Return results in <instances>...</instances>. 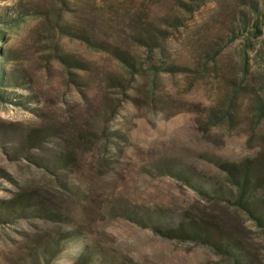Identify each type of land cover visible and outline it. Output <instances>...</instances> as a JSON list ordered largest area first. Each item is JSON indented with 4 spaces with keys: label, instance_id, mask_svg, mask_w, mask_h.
Masks as SVG:
<instances>
[{
    "label": "rangeland",
    "instance_id": "rangeland-1",
    "mask_svg": "<svg viewBox=\"0 0 264 264\" xmlns=\"http://www.w3.org/2000/svg\"><path fill=\"white\" fill-rule=\"evenodd\" d=\"M158 1L151 0L146 19L167 29L168 38L150 52L131 39L133 25L117 33L104 0H0V12L6 8L10 17L0 24V48L13 54L5 66L25 76L22 88L8 90L17 100L31 97L25 105L0 101V205L13 201L17 211L23 199L22 211L0 221V264H72L83 241L56 250L54 240L73 228L105 264H234L211 247L137 222L155 209L165 218L161 227L213 218L252 264H264L262 230L218 184L226 178L221 163L252 159L264 168V0H185L195 10L172 12L175 28L163 24L171 4ZM83 33L117 43L143 68L130 75ZM161 61L178 70L157 68ZM32 129L53 136L20 152ZM65 147L75 152L61 174L36 161ZM57 177L85 193H70ZM46 209L66 222L33 212Z\"/></svg>",
    "mask_w": 264,
    "mask_h": 264
},
{
    "label": "trees",
    "instance_id": "trees-1",
    "mask_svg": "<svg viewBox=\"0 0 264 264\" xmlns=\"http://www.w3.org/2000/svg\"><path fill=\"white\" fill-rule=\"evenodd\" d=\"M130 1L134 4V7H132ZM158 2H161V0ZM163 3L165 5L164 8H166L168 4H171L170 7L166 8L168 9L167 11L170 12V15L166 14L163 19V24L171 26L172 28L176 27L178 21V16L172 12L181 9L192 14L195 10V7L188 5L185 0H175L171 3L164 0ZM104 5L106 6V9H109V19L112 20V17H114L115 21L113 24H119L116 29L117 33L123 32L124 28L120 27L121 25H133L135 27V33L130 37L136 45L146 47L150 52H153L155 47L164 45L165 40L168 38L164 35V33L167 32V29H162L160 28V25L150 23L146 19V11L151 5V0H125L118 4H112L108 0H104ZM4 9L0 12V24H7L10 19L6 8ZM169 16L172 18L171 21H169ZM19 17L20 16L16 18L18 19ZM108 24L110 26V23ZM4 34L5 31L0 28V42L4 38ZM81 38L85 40L90 47L97 50H106L121 60L127 67L126 70L130 75L136 73L139 74L143 68V64H139L135 57L127 53V51L123 50L113 41L93 39L85 33L81 35ZM11 56H13L12 51L0 48V101L4 103L11 102L14 104L25 105L26 101L31 97L25 96V101L17 100L19 95L15 93L16 91L8 90V88L20 87L22 82H20L19 79L25 80L24 73L21 69L12 67L8 68L5 66ZM59 59L64 62L68 68L77 67L75 64L78 63L71 60V58L66 55H59ZM161 62V65H157V68L158 66H160L159 68H162L161 66L165 65L170 72L178 70V67L173 63ZM144 63L149 64L148 66L150 70H153L155 67L154 64L147 63V61ZM68 74L71 75V72ZM107 79L110 82H120L118 77H107ZM69 80L74 79L69 78ZM50 130L51 129L39 131L34 129H32V131L29 130L26 137L22 138L25 140V143H22L20 152H24L29 148L39 149L44 141L53 136L50 134ZM74 152L75 151L71 148L65 147V151H54L51 154L52 156L36 159V161L39 163L40 160L39 164L42 165L43 168L50 170L57 175V173L61 174L63 171L69 170L71 161L73 160L72 154ZM219 166L222 171H225L226 178L218 184L228 191L230 197L233 199V204L252 220L264 234V168L255 166L252 159H246L240 164L234 162L221 163ZM56 179V182L61 187L74 195L81 196V193H85V191L81 189V186H75L77 188V190H75L74 184H70L60 177H57ZM197 187L202 193L206 192L201 186ZM22 200L23 199L21 198L17 200V211L14 207L15 205L13 201L3 202V204L0 205V221L10 220L9 217L13 216L14 213L18 214V212L22 211V209H20L23 207ZM33 212H36L35 214H38V217L53 222H66L61 214L49 209L34 210ZM131 218L137 220V217ZM164 219L162 211L155 209L151 214L138 217L137 222H140L141 224H149L147 227L163 237L171 239L176 238L183 241H195L201 245L211 247L215 252L225 255L234 264H252L251 260L246 255L241 242L226 234L219 225L215 223L213 218L209 216L201 219L186 217L180 219L175 224L161 227V223H163ZM84 238V234L79 228L68 229L62 233H58L55 237L54 248L56 250H62L71 245L73 241L82 240V249L77 251L73 256L74 261L72 264H105V256L101 254L99 249L92 247L87 243Z\"/></svg>",
    "mask_w": 264,
    "mask_h": 264
}]
</instances>
